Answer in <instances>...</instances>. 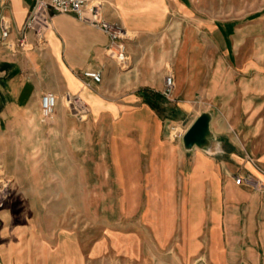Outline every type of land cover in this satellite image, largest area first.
Masks as SVG:
<instances>
[{"label": "crops", "instance_id": "0c3cea01", "mask_svg": "<svg viewBox=\"0 0 264 264\" xmlns=\"http://www.w3.org/2000/svg\"><path fill=\"white\" fill-rule=\"evenodd\" d=\"M6 1L4 8L0 0V38L2 14L9 15L16 37L36 0ZM188 9L187 0H105L106 18L135 33L125 66L105 54L108 35L72 13L54 15L42 43L30 33V50L10 52L0 45V167L6 177H44L40 167L54 133L67 145L58 156L74 157L75 134L84 122L63 109L46 125L41 96L55 93L59 103L66 92L79 93L90 115L132 119L137 136L129 162L116 154L119 169H134L146 158L147 177H186L180 196L189 199L186 213L195 216L191 254L204 253L210 264H264V188L235 180L251 175L264 185V57L245 51L250 27H242L246 46L238 45L235 24L200 25ZM171 10L182 15L179 20ZM169 21L178 23L172 68L159 50L172 34ZM87 69H101L102 82L84 77ZM169 71L176 87L167 98ZM204 113L211 117L205 145L187 148L184 137L169 138L172 126L187 132ZM12 210L0 209V264H54L49 252L32 254L39 230L32 222L13 225Z\"/></svg>", "mask_w": 264, "mask_h": 264}, {"label": "rangeland", "instance_id": "374dc122", "mask_svg": "<svg viewBox=\"0 0 264 264\" xmlns=\"http://www.w3.org/2000/svg\"><path fill=\"white\" fill-rule=\"evenodd\" d=\"M187 2L188 14L200 25L235 24L238 45L246 46L247 31L242 27H250L245 51L254 58L264 57V0ZM170 13L174 21L182 16L174 10ZM174 21L167 23L172 34L159 47L168 68L178 46ZM63 109L84 122L75 134L79 148L75 156H58L66 153L67 145L59 140L62 135L54 133V141L44 151L48 158L40 167L44 177H5L9 187L2 208L13 209L12 224L32 222L39 230L31 244L32 254L39 257L49 252L54 264H210L204 253L189 252V228L195 216L186 213L192 203L180 196L185 193L186 177H147L146 158L134 169L129 164L122 169L116 166V154L130 161L131 141L137 136L132 119L123 113L119 117L91 113L82 121L65 99L55 113Z\"/></svg>", "mask_w": 264, "mask_h": 264}, {"label": "built area", "instance_id": "2783aa9c", "mask_svg": "<svg viewBox=\"0 0 264 264\" xmlns=\"http://www.w3.org/2000/svg\"><path fill=\"white\" fill-rule=\"evenodd\" d=\"M104 5L105 0H36L24 27L17 31L16 37H11L12 25L9 15L2 14L0 45L10 52L30 50L33 48V44L28 40L30 33L33 34L37 43H42L47 31L52 27L54 15L72 13L82 23L106 33L109 37V43L105 47V54L113 58L119 65L125 66L129 61L127 42L132 40L135 35H132L131 31L121 23L108 20L104 13ZM6 7L7 1L4 0V8ZM82 74L96 83H101L103 80L101 69H87ZM175 87V74L173 71H169L165 76L164 96L170 98ZM63 99H65L69 110L77 118L82 121L89 118L90 105L79 93L66 92ZM57 105L58 96L55 93L45 92L41 96V113L44 121L54 118ZM185 133L184 129L172 126L169 138L171 140L182 139ZM5 177L2 167H0V209L4 206L9 187V181ZM235 180L239 184L242 181L251 183L257 189L264 188V185L254 180L251 175L236 176Z\"/></svg>", "mask_w": 264, "mask_h": 264}, {"label": "water", "instance_id": "95a60500", "mask_svg": "<svg viewBox=\"0 0 264 264\" xmlns=\"http://www.w3.org/2000/svg\"><path fill=\"white\" fill-rule=\"evenodd\" d=\"M210 118L209 113L202 114L187 130L183 139L187 148H192L195 145L203 146L208 142V136L210 134Z\"/></svg>", "mask_w": 264, "mask_h": 264}]
</instances>
